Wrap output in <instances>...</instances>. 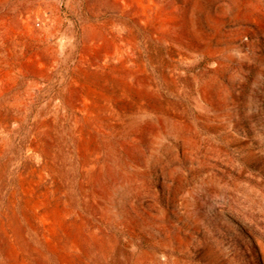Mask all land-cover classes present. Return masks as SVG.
<instances>
[{"label": "rangeland", "instance_id": "374dc122", "mask_svg": "<svg viewBox=\"0 0 264 264\" xmlns=\"http://www.w3.org/2000/svg\"><path fill=\"white\" fill-rule=\"evenodd\" d=\"M0 264H264V0H0Z\"/></svg>", "mask_w": 264, "mask_h": 264}]
</instances>
